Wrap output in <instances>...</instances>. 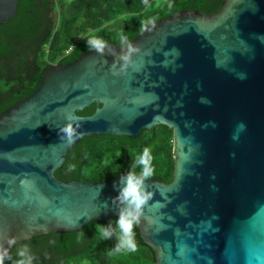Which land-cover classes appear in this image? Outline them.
Here are the masks:
<instances>
[{
	"label": "water",
	"instance_id": "obj_1",
	"mask_svg": "<svg viewBox=\"0 0 264 264\" xmlns=\"http://www.w3.org/2000/svg\"><path fill=\"white\" fill-rule=\"evenodd\" d=\"M18 3L0 0V25ZM132 43L140 51L126 73L113 75L120 47L110 46L116 57L90 50L49 65L0 115V245L118 218L121 176L88 183L55 172L85 137L137 138L164 125L174 180L147 182L154 196L138 225L157 264H264V0L180 12ZM69 117L84 132L70 145L58 135Z\"/></svg>",
	"mask_w": 264,
	"mask_h": 264
},
{
	"label": "trees",
	"instance_id": "obj_2",
	"mask_svg": "<svg viewBox=\"0 0 264 264\" xmlns=\"http://www.w3.org/2000/svg\"><path fill=\"white\" fill-rule=\"evenodd\" d=\"M154 1L145 5L143 0H19L16 15L0 25V115L39 87L49 65L72 63L90 51L85 40L89 36L98 35L109 46L120 47L117 34L124 32L132 42L142 33V20L155 17L157 22L184 11L214 14L225 2L162 0L152 8ZM98 106L93 104L78 115L90 116ZM147 146L152 148L155 169L149 181L171 183L175 173L174 131L164 125L143 130L137 138L85 137L69 150L55 176L88 183L112 179L127 173ZM117 219L93 221L75 233H50L16 242L10 250L12 259L4 264H13L22 244L29 245L33 264H157V253L144 241L138 226L136 252L107 254L116 239H104L99 226L111 223L115 228Z\"/></svg>",
	"mask_w": 264,
	"mask_h": 264
},
{
	"label": "clouds",
	"instance_id": "obj_3",
	"mask_svg": "<svg viewBox=\"0 0 264 264\" xmlns=\"http://www.w3.org/2000/svg\"><path fill=\"white\" fill-rule=\"evenodd\" d=\"M143 3L148 5L149 0H143ZM171 6L169 4V7ZM155 25V17L142 20L140 21L139 31H149L150 27L154 28ZM117 36L121 52L118 57L119 66L117 65V60L112 65L113 75L115 76L126 73L130 67H135L136 61L134 57L140 51L138 47H134L124 32L118 33ZM85 40L89 49L95 51L97 54L101 56L109 54L116 57V53L102 37L93 34ZM68 121L59 129L58 135L61 142L70 145L81 138L84 132L80 130L82 124L79 118L69 117ZM154 172L152 148L151 146H147L132 161L130 170L121 175L119 185L115 186L119 193L112 200V203L116 205L118 210L115 228H113L111 223L107 226H99L100 234L104 239H112L115 236V246L107 250L109 256L121 252L134 253L137 251L135 229L141 222L145 207L153 199L154 193L149 190L150 186L147 182L152 179ZM15 243L16 238H9L7 247L0 245V264H4L6 259H12L10 249ZM16 256L17 258L13 261V264H33L34 256L27 244H22L17 249Z\"/></svg>",
	"mask_w": 264,
	"mask_h": 264
},
{
	"label": "rangeland",
	"instance_id": "obj_4",
	"mask_svg": "<svg viewBox=\"0 0 264 264\" xmlns=\"http://www.w3.org/2000/svg\"><path fill=\"white\" fill-rule=\"evenodd\" d=\"M162 0H155L152 4L151 7L154 8L156 6H158L161 3Z\"/></svg>",
	"mask_w": 264,
	"mask_h": 264
}]
</instances>
